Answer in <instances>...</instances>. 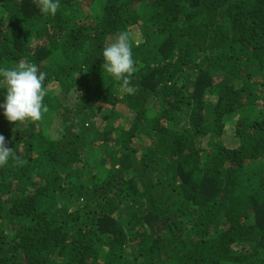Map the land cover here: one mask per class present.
<instances>
[{"label":"trees","instance_id":"16d2710c","mask_svg":"<svg viewBox=\"0 0 264 264\" xmlns=\"http://www.w3.org/2000/svg\"><path fill=\"white\" fill-rule=\"evenodd\" d=\"M121 31L134 94L103 69ZM22 60L47 111L0 108V264H264V0H0Z\"/></svg>","mask_w":264,"mask_h":264},{"label":"clouds","instance_id":"9594fccd","mask_svg":"<svg viewBox=\"0 0 264 264\" xmlns=\"http://www.w3.org/2000/svg\"><path fill=\"white\" fill-rule=\"evenodd\" d=\"M42 14L55 16L60 8L61 0H36ZM132 35L128 31H121L115 40L106 46L101 56L103 69L128 94H134L130 87V78L137 71L133 58ZM46 72L41 71L37 64L22 60L12 67L0 66V86L6 91L0 108L10 122L30 120L41 121L47 106L44 103L47 92L44 87ZM15 156L12 148L8 147L5 137L0 135V166L9 163ZM24 161L16 157V165L23 166Z\"/></svg>","mask_w":264,"mask_h":264},{"label":"rangeland","instance_id":"374dc122","mask_svg":"<svg viewBox=\"0 0 264 264\" xmlns=\"http://www.w3.org/2000/svg\"><path fill=\"white\" fill-rule=\"evenodd\" d=\"M132 29V31H133V33H134V31L136 30L135 28H131ZM138 33H136V34H134L132 37H133V39L136 41V42H138L139 41V38H138ZM54 87L52 86V89H53ZM119 107V108H118ZM117 108V110H118V116H120V118H115V119H113L112 121H114V123H116V124H118V123H120V119H121V117L123 118L125 115H126V113L124 112V109H123V105H120V106H118ZM96 115H97V117H98V119H100L101 120V122H102V120H104L103 118H102V113H101V111H98V113H96ZM110 117H108V119H109ZM107 119V120H108ZM107 120H105V121H107ZM102 123H104V122H102ZM232 132H233V129H229L228 130V135L229 136H233L232 135ZM232 142H236L237 141V138H232ZM141 141H139V143H140Z\"/></svg>","mask_w":264,"mask_h":264}]
</instances>
